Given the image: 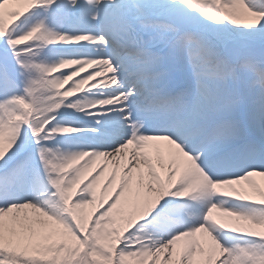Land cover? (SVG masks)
Masks as SVG:
<instances>
[{
	"label": "snow or ice",
	"instance_id": "obj_1",
	"mask_svg": "<svg viewBox=\"0 0 264 264\" xmlns=\"http://www.w3.org/2000/svg\"><path fill=\"white\" fill-rule=\"evenodd\" d=\"M0 264H264V0H0Z\"/></svg>",
	"mask_w": 264,
	"mask_h": 264
},
{
	"label": "bare ground",
	"instance_id": "obj_2",
	"mask_svg": "<svg viewBox=\"0 0 264 264\" xmlns=\"http://www.w3.org/2000/svg\"><path fill=\"white\" fill-rule=\"evenodd\" d=\"M110 191H111V189H110Z\"/></svg>",
	"mask_w": 264,
	"mask_h": 264
}]
</instances>
